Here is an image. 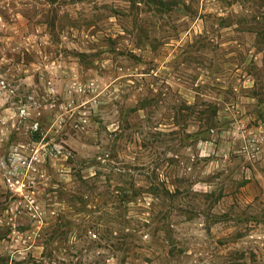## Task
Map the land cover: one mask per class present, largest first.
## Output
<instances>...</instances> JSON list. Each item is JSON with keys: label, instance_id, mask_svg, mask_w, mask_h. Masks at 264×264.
Instances as JSON below:
<instances>
[{"label": "rangeland", "instance_id": "rangeland-1", "mask_svg": "<svg viewBox=\"0 0 264 264\" xmlns=\"http://www.w3.org/2000/svg\"><path fill=\"white\" fill-rule=\"evenodd\" d=\"M0 264H264V0H0Z\"/></svg>", "mask_w": 264, "mask_h": 264}]
</instances>
